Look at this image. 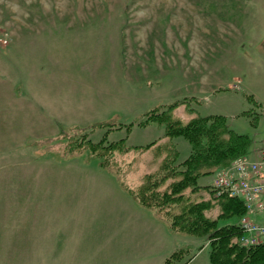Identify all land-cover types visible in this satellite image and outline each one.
I'll use <instances>...</instances> for the list:
<instances>
[{
    "label": "rangeland",
    "instance_id": "1",
    "mask_svg": "<svg viewBox=\"0 0 264 264\" xmlns=\"http://www.w3.org/2000/svg\"><path fill=\"white\" fill-rule=\"evenodd\" d=\"M186 97L197 102L175 110L181 120L225 115L249 137L251 156L264 149V0H0V264H134L112 248L106 207L121 202L81 185L102 173L135 187L161 157L116 153L110 171L88 149L69 155L66 146L100 141L108 129L100 123L136 122ZM160 128L107 138L146 145L163 137ZM173 141L183 161L191 145ZM213 180L202 176L193 197L211 198ZM220 213L216 205L207 214ZM175 236L186 251L176 264H211L208 237Z\"/></svg>",
    "mask_w": 264,
    "mask_h": 264
},
{
    "label": "trees",
    "instance_id": "2",
    "mask_svg": "<svg viewBox=\"0 0 264 264\" xmlns=\"http://www.w3.org/2000/svg\"><path fill=\"white\" fill-rule=\"evenodd\" d=\"M248 99L259 104L253 95H249ZM193 101L197 102L196 97L156 106L144 112L143 117L136 122L100 123L98 128L108 127L100 141L86 140L85 137L79 142L69 140L66 153L75 155L88 149L100 159L99 166L109 170L117 165L114 157L116 153L153 149L158 158L161 157L159 168L144 174L139 185L125 186L128 193L143 207L156 210L172 231L208 237L211 264H264V243L245 246L239 241L242 229L238 223L219 225L220 218H240L246 213L243 200L214 194L209 199L193 197L200 190L198 181L202 176L213 175L217 170L229 166L238 156L248 154L250 146L249 137L231 129L225 115H197L187 122L175 115L178 107H189ZM248 113L244 112L245 115ZM254 121L257 123V119ZM152 124L162 126L164 136L146 145L130 146L126 137L117 141H109L107 138L112 130L126 128L131 132L135 125L147 127ZM176 137L185 138L191 145L190 155L180 162V151L173 141ZM216 205L220 206L221 213L212 218L207 213ZM185 253L180 248L162 264H176Z\"/></svg>",
    "mask_w": 264,
    "mask_h": 264
},
{
    "label": "crops",
    "instance_id": "3",
    "mask_svg": "<svg viewBox=\"0 0 264 264\" xmlns=\"http://www.w3.org/2000/svg\"><path fill=\"white\" fill-rule=\"evenodd\" d=\"M162 136H164V131ZM256 154L258 152L254 153ZM66 177L71 182H77L82 181L83 176L69 175ZM94 178L86 179L85 181L92 183L82 184L83 189L112 192L116 198L110 203L121 202V204L113 203L106 207V211L112 214L111 223L114 236L112 248L119 256L118 260L132 261L134 264H144L147 259L164 262L177 250V238L168 223L157 214L156 210L140 205L124 188L125 186L119 183L118 176L113 177V175L101 173ZM77 187H80L79 184L70 183L67 188L73 190ZM61 209L75 210L77 207L65 206Z\"/></svg>",
    "mask_w": 264,
    "mask_h": 264
},
{
    "label": "built area",
    "instance_id": "4",
    "mask_svg": "<svg viewBox=\"0 0 264 264\" xmlns=\"http://www.w3.org/2000/svg\"><path fill=\"white\" fill-rule=\"evenodd\" d=\"M215 196H229L244 201L246 213L240 217L245 246L264 243V149L256 156L241 155L214 174L211 185Z\"/></svg>",
    "mask_w": 264,
    "mask_h": 264
}]
</instances>
